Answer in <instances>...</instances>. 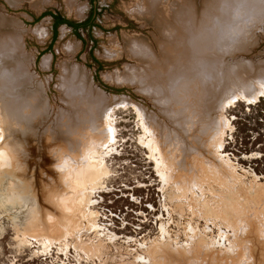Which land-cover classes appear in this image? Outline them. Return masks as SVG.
Masks as SVG:
<instances>
[{"label": "rangeland", "instance_id": "374dc122", "mask_svg": "<svg viewBox=\"0 0 264 264\" xmlns=\"http://www.w3.org/2000/svg\"><path fill=\"white\" fill-rule=\"evenodd\" d=\"M155 1L0 0V264H264V0ZM190 16L224 78L180 110Z\"/></svg>", "mask_w": 264, "mask_h": 264}, {"label": "bare ground", "instance_id": "6f19581e", "mask_svg": "<svg viewBox=\"0 0 264 264\" xmlns=\"http://www.w3.org/2000/svg\"><path fill=\"white\" fill-rule=\"evenodd\" d=\"M157 1H155V0H150V4H149V7H147V9H149L148 11L149 12H151L150 14V16L149 17H151L152 16V14H154V18L155 19H153V20H155V21H157V23H159L160 25H162V27H165L166 28V25H168V23H166V22H164V21H167V17H165L163 14H156L155 15V13L154 12H156L157 10H156V8H155V5L157 4L156 3ZM165 2V1H164ZM143 6H145V4H143L142 5V8H145V7H143ZM67 7H69V6H67ZM155 8V9H154ZM70 9V11H71V9H72V7L71 8H69ZM151 10V11H150ZM153 10H155V11H153ZM137 11V10H136ZM73 12H75V15H78L79 16V12L80 11H77L76 12V10H74ZM143 12V11H142ZM184 19V18H183ZM182 19V20H183ZM188 19V18H187ZM195 18H191V16H190V18L188 19V20H185V22H186V27H187V30H186V34H185V37L183 38V48L185 49V50H187V54H185L184 56H182V57H180V56H174V57H172L171 59L173 60V68H171L170 70H168L167 71V74L165 75V76H168V78L170 77V78H172V83L174 84V91H173V97H176V99H177V103H176V106L180 109V110H182V107L183 106H185V104H190L191 106H194L196 103H198V102H200V99H202L203 101L205 100V98H206V96L208 95V93H209V90L211 89V90H213L214 92H215V87H216V85H218L219 86V88L221 87L220 86V84L222 83V79L224 78V77H218L219 76V72H218V70H219V67L218 66H216V64L214 63V60L215 59H212V58H207L206 59V57H204V43H206L207 41L208 42H210V43H216L215 42V40H214V38H210V36L209 37H207V36H203V33L201 32V30L199 29V25H196V26H194L193 25V22L195 23V20H194ZM172 21V20H171ZM150 22H151V20H150ZM184 50V52H186ZM111 51H112V49H111ZM114 52V51H113ZM119 53V52H118ZM197 57H199L200 58V61L197 59ZM179 58V59H178ZM195 60H194V59ZM151 60H152V58H151ZM205 62H208L209 64L208 65H203ZM188 65V67H189V71L188 72H186V73H188V80H186L185 82H183V77H184V75L183 74H178L177 72L175 73V69L176 68H182V67H185V66H187ZM197 65V66H196ZM198 69L199 70H201L202 71V73H203V75H202V73H200V72H198ZM7 71V70H6ZM7 72H9V71H7ZM230 72V76L231 77H233V75H234V79L235 78H237V74H235L234 73V70H230L229 71ZM12 73V72H11ZM174 73V74H173ZM164 75L163 76H161V74L160 73H156V72H154L153 71V73H151V75L148 77V81L147 82H154V81H158V82H160V80L161 79H164V77H165ZM14 78H15V76H13ZM199 78H201L200 80H199V82L196 80V79H199ZM205 79V80H204ZM204 80V81H203ZM11 82V81H10ZM10 82H9V84H10ZM14 82V81H13ZM180 82H183L182 83V85H180V86H177V84H179ZM197 82H198V84H197ZM234 82H235V80H234ZM176 83V84H175ZM222 85V84H221ZM158 87H160L159 85H158ZM162 87V86H161ZM168 88V87H167ZM163 89V88H162ZM165 89V88H164ZM196 89H198V91H196ZM217 90H218V88H217ZM78 92H80V91H78ZM73 93V92H72ZM260 95H264V89H262L261 91H260V93H259ZM258 94V95H259ZM74 95V94H73ZM257 95V96H258ZM256 96V97H257ZM75 97H77V95L75 96H73V100H75L76 98ZM242 97H245V99H243L244 101H247V102H249L250 100L248 99V98H246V96H244V95H242ZM255 97V98H256ZM77 98H79V97H77ZM228 99H231L230 101H229V103L227 104L226 103V106L227 105H230V104H232V103H234L235 102V100L236 99H234V94H231V95H229L228 96ZM234 99V100H233ZM79 100V99H78ZM82 100V99H81ZM8 101V100H7ZM5 99L4 100H2V108H1V112H0V117H1V121H0V123L3 125V126H15V122H14V116L15 115H13V114H11L12 113V110H11V112L9 111L10 109H12V107H11V102L9 103V102H7ZM10 101V100H9ZM77 102V101H76ZM84 102V101H83ZM82 101H79V103H81V104H84ZM1 103V102H0ZM1 105V104H0ZM223 105L225 106V104L224 103H222L221 104V107H223ZM84 106H86V105H84ZM128 106H130V105H128ZM205 106V105H204ZM117 107V106H116ZM10 108V109H9ZM177 108V109H178ZM173 109V108H172ZM86 110H87V108H86ZM191 110H202V108L200 109L198 106H195V107H193V108H191V109H189L187 112H191ZM13 111H14V109H13ZM95 110H93V112H94ZM111 110L110 109H108L106 112H105V114H104V117H103V121H101V123H103V127L105 126V127H108L109 129H110V116L108 115V113L110 112ZM135 111H136V113H137V115H138V117L140 118V119H143V116L140 114V112L137 110V109H135ZM113 112V111H112ZM181 112V111H180ZM23 113V112H22ZM87 114H89V113H87ZM173 115V114H172ZM176 115V114H175ZM182 116V115H181ZM195 116V115H194ZM84 117V116H83ZM89 119V118H88ZM185 119H187V117L185 118ZM195 119V118H194ZM221 119V118H220ZM74 121V120H73ZM84 121V120H83ZM194 121V120H193ZM89 122V121H88ZM187 123V122H186ZM196 123V122H195ZM72 124V121L70 122V125ZM61 125H63V122L61 123ZM16 126H17V124H16ZM82 127H84V126H82ZM92 127V126H91ZM93 128V127H92ZM145 128H146V126H145ZM11 129H13V128H11ZM11 129H10V131H11ZM81 129V128H80ZM88 129H89V127H88ZM4 130V129H3ZM18 130H20V128L18 129ZM66 128H64L63 130H61V132H59L60 134H65L66 133ZM82 130H83V128H82ZM5 131V130H4ZM10 131H9V133H10ZM93 131H96V130H93ZM147 131V130H146ZM8 132V131H7ZM21 132V131H20ZM65 132V133H64ZM73 131L71 130H69V132H67V134L68 133H72ZM76 132V131H75ZM149 133H150V131H148ZM13 132H11V134H12ZM22 133V132H21ZM92 133H94V132H92ZM92 133H90V135L92 134ZM97 133V132H96ZM66 134V135H67ZM63 136V135H62ZM72 136H74V135H71V138H72ZM9 137H10V135H9ZM86 138H89V137H86ZM10 139V138H9ZM16 141V140H15ZM73 141V142H72ZM71 141V139L69 140V145H71V144H75L77 141H78V138L76 137V136H74V138H73V140ZM70 142H71V144H70ZM151 140H149L148 141V143H147V145L149 146V148H150V150H151V152H152V157H154V161H155V163L157 164V165H161V161H159L157 158H156V156L154 155V153H155V151H157V145H155L154 144V147H153V145H151ZM10 144V143H9ZM6 146H9V145H7L6 144ZM10 148H8V150L9 151H6L5 153L4 152H0V156L2 157V162L4 163V165L6 166V167H10V166H12V163H11V161H12V157H11V155L9 156V154H10V151H12L13 150V148H12V146H11V144H10V146H9ZM5 148H7V147H5ZM5 150H7V149H5ZM158 153V152H157ZM160 155V154H159ZM17 158V157H16ZM165 165V164H164ZM16 166H18V165H16ZM2 167V166H1ZM5 167V168H6ZM3 168V167H2ZM83 173V172H82ZM166 175V174H165ZM165 175L163 174V173H161V177L163 178V179H165L166 177H165ZM19 180V179H18ZM17 180V181H18ZM20 181H22V180H20ZM16 184V183H15ZM22 184L24 185V182H22Z\"/></svg>", "mask_w": 264, "mask_h": 264}, {"label": "trees", "instance_id": "16d2710c", "mask_svg": "<svg viewBox=\"0 0 264 264\" xmlns=\"http://www.w3.org/2000/svg\"><path fill=\"white\" fill-rule=\"evenodd\" d=\"M45 15H49L52 17L53 19V39H52V42L56 39V34H57V28L62 25V24H66L68 25L69 27L73 28L74 31H76L78 28H84L88 25L91 24V21H92V16L93 14H90V16L88 17V19L84 22V23H81V24H74L66 19H64L61 15L59 14H53L51 12L49 13H46V14H43V16ZM78 36H80L78 33H77ZM51 48V45L49 46V49Z\"/></svg>", "mask_w": 264, "mask_h": 264}]
</instances>
